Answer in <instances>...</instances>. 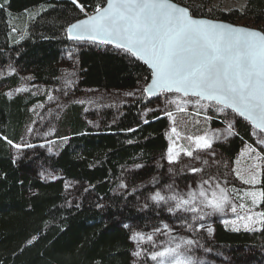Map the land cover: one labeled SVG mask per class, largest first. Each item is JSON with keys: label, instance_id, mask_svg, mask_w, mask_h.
Masks as SVG:
<instances>
[{"label": "trees", "instance_id": "trees-1", "mask_svg": "<svg viewBox=\"0 0 264 264\" xmlns=\"http://www.w3.org/2000/svg\"><path fill=\"white\" fill-rule=\"evenodd\" d=\"M173 1L191 9L194 16L234 24L245 20L244 24L264 31V0H247L242 10L231 11L214 7L211 0ZM79 3L90 14L105 0ZM0 5V65L10 64L18 73L6 78L8 88L0 90V264H133L132 227L143 230L158 211L133 203V197L117 196L114 187L124 168L144 165L140 178L156 169L152 162L167 145V117L156 113L143 119L147 99L143 94L118 112H108L95 129L83 107L67 105L55 116L52 128L51 139L60 142L49 147L47 159L41 154L63 178L45 181L36 174V157L17 160L13 155L14 145L30 140L26 132L45 97L11 95L7 90L21 77L45 87L55 84L68 52L81 89L133 90L148 82V68L113 47L69 41L66 27L85 16L71 0H0ZM234 127L235 135L218 147L229 159L245 142H253L247 121L238 117ZM65 179L83 184L85 190L67 195ZM258 188L264 192V169ZM258 209L264 213V197ZM211 240L231 254L251 252L255 261L264 255V223L248 231L214 222Z\"/></svg>", "mask_w": 264, "mask_h": 264}, {"label": "rangeland", "instance_id": "rangeland-1", "mask_svg": "<svg viewBox=\"0 0 264 264\" xmlns=\"http://www.w3.org/2000/svg\"><path fill=\"white\" fill-rule=\"evenodd\" d=\"M246 2L247 0H211L214 7L224 11L242 10ZM244 23H246L245 20L236 21L238 25L256 28L250 23ZM62 64L60 78L50 87L34 84L29 78L21 77L17 86L7 90L11 95L21 92L44 95L45 97L44 102L37 105L38 108L33 115L34 119L26 132L25 137L30 140L22 141L13 147V155L17 160L36 157L33 159V161H37L34 163L36 174L45 181L63 178L42 158L45 156L47 159L50 152L49 147L60 142L51 139V137L52 128H55L53 125L55 116L61 109L71 103L80 105L83 107L88 123L98 129L108 112L114 114L121 109L123 104L130 103L143 95V88L147 83L142 82L135 89L129 91L81 89L77 86L78 71L71 52L67 53ZM17 74L12 65H0V90L8 88L7 83L4 82L6 78L12 75L18 76ZM18 89H23V91H18ZM145 98L147 97L145 96ZM173 99H176L177 103H181L188 98L176 93L160 94L154 99H146L142 111L143 119L156 113L168 119V126L165 130L166 148L152 162L156 169L152 168L149 174L140 178L138 174L143 175L144 165L124 168L121 179L114 187L117 196L133 197V203H139L146 209L152 208L158 211V216L151 223H146L143 230L132 227L131 237L137 236L136 240L133 239L134 253H141L140 256L133 253V264H158L157 261L150 259L152 251L162 250L165 246L174 247L175 244L188 239H192L195 243L190 248L182 245L181 251H186V254L192 257L194 264H264V255L262 254H259L260 258L256 257L254 261L251 252L231 254L225 249L217 247L211 240L214 222H218L230 230L237 228L247 230L243 226L246 222L249 223L250 228L255 230L260 228L261 222L241 221L238 217L252 215L253 221L261 220V212L258 209L260 199L258 184L260 173L264 169V143L260 142L264 140V134L253 129V142H245L236 155L229 159L218 150V147L225 145L235 135L234 124L239 116L229 110H225V113H218L211 108L199 109L192 103L183 105L185 111L181 112L178 110L177 104L169 102ZM202 103L206 102L202 101ZM198 111L199 115H197ZM168 112L172 113L171 117L166 114ZM111 119H113L112 116ZM229 123L233 124V135L227 134ZM173 127H176L180 133L179 139L171 131ZM205 133L212 139V149L196 150L194 142L185 138L187 136H203ZM169 147L173 148L174 156L179 153L176 162L169 163ZM182 149L193 151V157H188ZM192 168L201 170L194 173L191 171ZM252 172L256 173L257 182L254 185L244 184L239 176L248 178ZM64 186L67 195L70 196L75 195L79 189L85 190L84 185L77 181L65 179ZM221 188L225 190L228 197V203L225 204L223 212L213 211V209L199 204L201 191H205L211 198V193L215 191L219 194ZM157 192L165 196V201L157 202L152 199ZM248 192L257 193L255 205L246 195ZM189 193L195 194L198 208L196 213L186 212L183 209L171 212L168 210L175 204V201L168 200V197L175 195L178 198L189 199ZM242 197L243 199H241ZM241 203L245 204V208L239 207ZM232 205L237 206L235 213L231 211ZM209 227L212 229L210 234L207 231ZM137 234H143L145 238L151 235L153 242L141 241ZM237 258H241V260Z\"/></svg>", "mask_w": 264, "mask_h": 264}, {"label": "snow or ice", "instance_id": "snow-or-ice-1", "mask_svg": "<svg viewBox=\"0 0 264 264\" xmlns=\"http://www.w3.org/2000/svg\"><path fill=\"white\" fill-rule=\"evenodd\" d=\"M71 3L84 12L86 18L67 28L68 38L114 45L115 49L143 61L151 69L150 83L143 89L145 93L150 96L181 94L188 99L181 103H177L176 99L169 101L177 104L181 112L185 111L183 105L188 103L199 109H215L218 113L231 110V113L264 132V31L195 18L191 9L177 5L173 0H106V6L98 5L92 15H87L79 0H71ZM166 114L172 116L171 112ZM171 131L180 138L176 127ZM226 131L228 135L234 134L232 123L228 124ZM185 138L194 142L196 150H209L213 147L207 133ZM260 142L264 143V140ZM182 150L188 157H193V151ZM173 151L169 147V163L176 162L179 157V153L174 156ZM200 170L191 169L194 173ZM239 178L244 184L254 185L257 182L255 172L248 178ZM246 195L251 198L253 205L257 203L256 192H248ZM199 196L201 206L217 212H223L228 203L223 188L219 194L213 191L211 198L205 191H201ZM259 196L264 197V192H260ZM152 199L159 202L166 198L157 192ZM167 199L175 201L174 207L168 209L170 212L179 209L192 213L198 211L193 193H189V199L175 195ZM239 207L243 209L245 204L241 203ZM231 211L235 213L237 206L232 205ZM260 216V221H253L252 215L238 218L241 221L264 223V213H260ZM243 226L247 230H255L247 222ZM207 231L210 234L212 229L209 227ZM137 235L141 241L153 242L151 235L146 238L143 234ZM132 239L136 240L137 236ZM194 243L188 239L174 247L165 246L162 250L152 251L150 259L158 264H194L192 257L186 251H181L182 245L190 248ZM134 255L140 256L141 253L136 252Z\"/></svg>", "mask_w": 264, "mask_h": 264}, {"label": "water", "instance_id": "water-1", "mask_svg": "<svg viewBox=\"0 0 264 264\" xmlns=\"http://www.w3.org/2000/svg\"><path fill=\"white\" fill-rule=\"evenodd\" d=\"M173 2L176 3V4L179 5V6H183V5H181V4H179V3L175 2V1H173ZM104 6H106V0H105V3H104V5H103L102 7H104ZM92 14H93V12L90 13V14H88V15H92ZM85 18H86V15H85L84 17L78 19V20L85 19ZM195 18L208 19V20H211V21H214V22H220V23L230 24V25H232V26H236V27H247V28H249V29L259 30V29L253 28V27H249V26H245V25H238V24L230 23V22H227V21H224V20H220V19H212V18H208V17H198V16H195ZM78 20H76V21H74V22H72V23H75V22H77ZM72 23H70V24L66 27V35H67V38H68L67 28H68ZM68 39H69V38H68ZM69 41H72V42H91V43H95V44H99V45H104V44H100L99 42H92V41H77V40H72V39H69ZM105 46H110V47L115 48L114 45H105ZM135 59H136V58H135ZM140 62L143 63V61H140ZM143 64H144V63H143ZM144 65L148 68L149 73H150V78H151V69L148 67V65H146V64H144ZM150 78H149L148 82L146 83V85H147L148 83H150ZM146 85H145V87H146ZM143 89H144V88H143ZM143 92H144V90H143ZM144 94H145V96L147 97V99H154V98H156V97H158V96L160 95V94H156V95H152V96H150L148 93H145V92H144ZM180 95H181V94H180ZM181 96H182V95H181ZM229 111H231V110H229ZM241 118H242V117H241ZM242 119H244V118H242ZM247 122H248V121H247ZM248 123H249V125H250L253 129H255L256 131H258V132L264 134V132H261L260 130L256 129L255 126H253L250 122H248Z\"/></svg>", "mask_w": 264, "mask_h": 264}]
</instances>
